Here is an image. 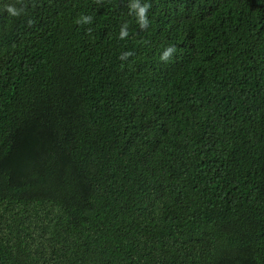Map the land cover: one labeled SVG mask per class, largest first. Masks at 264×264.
<instances>
[{
    "label": "trees",
    "instance_id": "1",
    "mask_svg": "<svg viewBox=\"0 0 264 264\" xmlns=\"http://www.w3.org/2000/svg\"><path fill=\"white\" fill-rule=\"evenodd\" d=\"M134 2L0 0V264H264V0Z\"/></svg>",
    "mask_w": 264,
    "mask_h": 264
},
{
    "label": "clouds",
    "instance_id": "2",
    "mask_svg": "<svg viewBox=\"0 0 264 264\" xmlns=\"http://www.w3.org/2000/svg\"><path fill=\"white\" fill-rule=\"evenodd\" d=\"M148 7L149 6L147 4H144L142 6L139 0H135V2L131 4V8L135 10V15L138 18L142 26H147L148 24V16H147ZM5 10L9 13L10 16L15 17L21 14V10L15 7L14 5H6ZM90 19H91L90 17L85 16L82 18V22L89 23ZM77 22L79 23L81 21H77ZM126 27L127 26L121 29V32H120L121 39L125 38L128 35L126 31ZM172 51H174V49L169 47L167 51L164 53V55L162 56V59L167 60ZM126 55H129V54H126ZM124 58L125 57H121V59H124Z\"/></svg>",
    "mask_w": 264,
    "mask_h": 264
}]
</instances>
